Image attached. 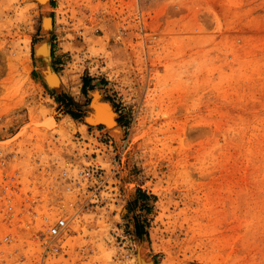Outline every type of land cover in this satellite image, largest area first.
Wrapping results in <instances>:
<instances>
[{
  "label": "rangeland",
  "instance_id": "1",
  "mask_svg": "<svg viewBox=\"0 0 264 264\" xmlns=\"http://www.w3.org/2000/svg\"><path fill=\"white\" fill-rule=\"evenodd\" d=\"M0 148L17 206L65 204L73 256L264 264V0H0ZM86 166L101 182L65 192Z\"/></svg>",
  "mask_w": 264,
  "mask_h": 264
},
{
  "label": "built area",
  "instance_id": "2",
  "mask_svg": "<svg viewBox=\"0 0 264 264\" xmlns=\"http://www.w3.org/2000/svg\"><path fill=\"white\" fill-rule=\"evenodd\" d=\"M99 131L107 133L103 127ZM7 161V155L0 148V179L7 183L0 186V264H100L93 258L95 248L91 246H77L76 256L69 253L65 242L71 226L68 212L62 209L65 204L59 206L54 220L41 216L34 208L35 201L31 204L27 199L28 206H17L14 201L19 186L12 182L15 177L9 174ZM100 170V167L86 166L71 172L70 168L63 167L56 180L65 184V192L75 193L84 184L101 182ZM75 196L77 198L79 192ZM40 218L43 221L40 225L32 224ZM23 237L26 239L22 240Z\"/></svg>",
  "mask_w": 264,
  "mask_h": 264
},
{
  "label": "bare ground",
  "instance_id": "3",
  "mask_svg": "<svg viewBox=\"0 0 264 264\" xmlns=\"http://www.w3.org/2000/svg\"><path fill=\"white\" fill-rule=\"evenodd\" d=\"M38 1L43 6H46V4H47V0H38ZM43 21H44V27L50 26V24H51V18L50 17L45 16ZM37 51H38V54L46 55L47 54V46L40 44L37 47ZM46 73H48V75H46V76L48 78L49 84H51V85L58 84L57 75L55 73L48 71V70L46 71ZM95 106H96V112H97L96 114H100V116L106 120V124H105L106 128L111 129V131L114 132L115 134L118 133L119 127L115 126L114 116H113V113L109 107V104H107L105 102H98L95 104ZM88 119H89V117H88Z\"/></svg>",
  "mask_w": 264,
  "mask_h": 264
},
{
  "label": "crops",
  "instance_id": "4",
  "mask_svg": "<svg viewBox=\"0 0 264 264\" xmlns=\"http://www.w3.org/2000/svg\"><path fill=\"white\" fill-rule=\"evenodd\" d=\"M42 43H48V41L47 40H45V39H40L39 41H38V43H37V45L38 44H42ZM49 51H51V46L49 45ZM34 55L35 56H37L36 55V47H35V52H34ZM42 58H44V56L43 55H40V56H38L37 57V59H39V60H41ZM46 70H53L57 75H58V77H59V73H57V71H55L54 70V68L51 66V65H48V66H46L45 68H43L41 71H40V74H41V77H42V79H43V81H44V83L45 84H43V85H49L48 84V78H47V76H45V71ZM33 71H36V73H39L38 72V70H37V67L35 66V67H33ZM34 73V72H33ZM59 79H60V77H59ZM59 84H60V82L58 83V86H59ZM49 87V86H48ZM56 87V86H55ZM50 88V87H49ZM67 95H69V94H67ZM69 97H70V99L73 101V102H75V101H78V100H76L75 98H73L72 96H70L69 95ZM66 113V112H65ZM70 118H73L70 114H68V113H66Z\"/></svg>",
  "mask_w": 264,
  "mask_h": 264
},
{
  "label": "trees",
  "instance_id": "5",
  "mask_svg": "<svg viewBox=\"0 0 264 264\" xmlns=\"http://www.w3.org/2000/svg\"><path fill=\"white\" fill-rule=\"evenodd\" d=\"M66 113L70 114L73 118H75V114H73L71 111H66ZM136 231H138V230L136 229Z\"/></svg>",
  "mask_w": 264,
  "mask_h": 264
}]
</instances>
